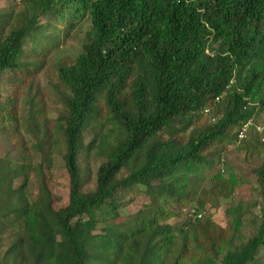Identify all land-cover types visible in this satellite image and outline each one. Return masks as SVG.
I'll use <instances>...</instances> for the list:
<instances>
[{
	"label": "trees",
	"instance_id": "1",
	"mask_svg": "<svg viewBox=\"0 0 264 264\" xmlns=\"http://www.w3.org/2000/svg\"><path fill=\"white\" fill-rule=\"evenodd\" d=\"M19 1L28 10L20 27L9 28L13 12H0V79L10 77L31 109L20 112L19 101L0 92V125L10 141L22 126L35 137L31 145L22 136L14 166L0 159V264H264V162L255 169L263 199L254 203L255 219L262 221L244 244L235 245L242 204L230 207L228 226L200 213L229 200L240 184L235 173L225 175V159L218 172L205 173L215 147L227 142L226 149L255 156L264 146L254 123H264V0ZM44 17L54 21L41 23ZM85 18L88 39L73 63L57 67L62 110L49 118L35 109L28 83L61 33L75 34ZM11 121L20 126L10 130ZM93 124L100 131L87 140ZM45 146L69 177L68 204L60 208L47 186ZM95 149L103 160L85 192L80 158ZM32 172L36 197L28 189ZM134 187L150 197V215L113 236L107 223L120 215V195ZM187 205L192 217L171 223Z\"/></svg>",
	"mask_w": 264,
	"mask_h": 264
},
{
	"label": "rangeland",
	"instance_id": "2",
	"mask_svg": "<svg viewBox=\"0 0 264 264\" xmlns=\"http://www.w3.org/2000/svg\"><path fill=\"white\" fill-rule=\"evenodd\" d=\"M0 12H13L10 20L9 28H18L20 27L25 19L27 18V6L22 1L19 0H0ZM50 21H54L53 18L44 17L41 23L48 24ZM56 26L64 28L66 24L62 22H55ZM89 28L88 18H85L77 27V32L73 35H67L66 33H61L59 45L57 47H52L48 56L46 57L47 62L41 72L31 81V84L28 86L31 87L30 95H33L35 98V109L43 108L49 118L56 119L58 114L62 110V104L58 103L59 92L56 91L57 86V67L62 64L73 63L77 55L81 52L83 44L88 39L87 31ZM50 30V29H49ZM67 35V36H66ZM40 40H42L40 38ZM33 42H27V47L32 46ZM10 77L7 75L3 76L0 79V92L5 94H12L13 97L18 100L17 102L20 112L28 114L31 109L30 104L24 103L25 98L23 95L19 94V88H14L11 85H8V80ZM27 99V98H26ZM24 108V110H22ZM205 115L203 122L211 123L213 118V112L209 111ZM258 126H264L262 121H254ZM10 130H13L20 124L17 122L11 121L8 123ZM20 136L10 141L8 134H4L1 131L0 125V159H4L6 162H12L14 166L17 161L21 158L23 152L22 142L23 137L29 140L28 143L32 145L34 142L32 134L26 131V127L22 126ZM101 125L93 124L85 130L87 135V140H89L94 133L100 131ZM255 131V130H254ZM258 135L262 137V133L258 132ZM227 142L218 144L215 147L217 156L215 157L212 168L210 170H205L207 175L213 174L219 171L224 163L227 160V166L225 175H229V172L235 173L236 177L239 179L240 184L236 189V192L231 196L229 200L219 201L218 206L213 207L208 205L203 212H200L202 215L210 216L213 220L219 223L222 226H228L232 222V214L230 212L231 206H237L239 204L243 205V213L245 222L244 227L237 236L235 245H242L248 240L253 234L256 233V228L258 224L262 221V218L258 216L255 219V216L259 213V207L254 205L256 201L263 200L261 198V189L260 183L258 182V177L255 172V169L261 166L264 162V146L261 144L260 153L255 156H248L246 151L237 150L235 145L227 147ZM61 148H65L64 144L60 143ZM49 147H44L43 154L41 155V160L44 162L45 172L47 174V186L53 192L54 197V206L55 208H60L68 204L69 199V177L66 169L63 167V160L60 155L56 152L49 155ZM97 150H93L91 153H86L80 158L81 166L83 167V191L87 192L94 186V177L95 171L99 164L102 162L103 158L97 156ZM225 159V160H224ZM38 159H35L34 162H38ZM204 173V174H205ZM23 176H18L13 181V185L17 186ZM197 179V178H196ZM207 180H204L203 185H208ZM38 184L39 179L35 172H32L29 177L28 189L33 197H36L38 194ZM2 195V194H1ZM0 195V196H1ZM171 200V199H170ZM151 199L149 196L145 195L137 187H134L130 190L123 192L119 197V212L120 215L117 219H109L107 227L111 235L119 236L125 232H131L136 229L137 223L146 215L149 217V210H151L150 204ZM5 204V199L0 198V206ZM170 206V205H169ZM172 210L177 211V208L170 207ZM182 216H176L171 220V223H181L186 218L192 217L194 209L187 205L183 209ZM194 216V215H193ZM95 233H102L103 231L97 227L94 231ZM264 249L262 248L258 252V257L263 259ZM264 260V259H263Z\"/></svg>",
	"mask_w": 264,
	"mask_h": 264
},
{
	"label": "built area",
	"instance_id": "3",
	"mask_svg": "<svg viewBox=\"0 0 264 264\" xmlns=\"http://www.w3.org/2000/svg\"><path fill=\"white\" fill-rule=\"evenodd\" d=\"M251 125V122L249 121L248 123L244 124L243 127L241 128L240 132H239V138H243L246 136V131L249 128V126ZM256 128L259 132H262L264 130V126H258L256 125Z\"/></svg>",
	"mask_w": 264,
	"mask_h": 264
},
{
	"label": "clouds",
	"instance_id": "4",
	"mask_svg": "<svg viewBox=\"0 0 264 264\" xmlns=\"http://www.w3.org/2000/svg\"><path fill=\"white\" fill-rule=\"evenodd\" d=\"M217 99H219V97H218ZM206 111H207V110H206ZM248 122H249V121H248ZM248 122H247V123H248ZM250 122L252 123V121H250ZM242 127H243V126H242ZM238 137H239V134H238Z\"/></svg>",
	"mask_w": 264,
	"mask_h": 264
}]
</instances>
